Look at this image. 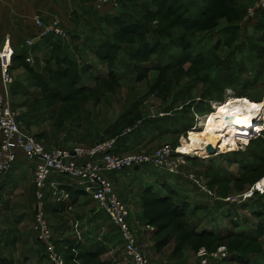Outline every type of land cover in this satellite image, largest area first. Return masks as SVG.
<instances>
[{"label":"rangeland","instance_id":"obj_1","mask_svg":"<svg viewBox=\"0 0 264 264\" xmlns=\"http://www.w3.org/2000/svg\"><path fill=\"white\" fill-rule=\"evenodd\" d=\"M58 1L65 18L53 13L44 23L67 36L45 38L41 48L26 42L12 59L21 129L49 150L115 141L116 154L153 155L170 146L174 173L141 166L107 175L150 264H264V122L232 135L234 148L219 142L214 155L199 149L204 137L194 143L215 103L231 95L264 102V13L249 16L259 0H83V9ZM30 3L46 19V0ZM119 12L147 31L118 25L115 17L127 19ZM12 24L3 18L0 33ZM152 123L166 131L152 132ZM28 174L2 183L0 264H59L33 233ZM87 206L46 212L62 263L132 264L108 216Z\"/></svg>","mask_w":264,"mask_h":264},{"label":"built area","instance_id":"obj_2","mask_svg":"<svg viewBox=\"0 0 264 264\" xmlns=\"http://www.w3.org/2000/svg\"><path fill=\"white\" fill-rule=\"evenodd\" d=\"M93 3H106L114 0H89ZM264 11V0L249 12L255 19ZM37 30L35 38L28 39L29 46L35 40L49 37L64 38L67 33L57 25H45L40 16L34 18ZM34 39V40H33ZM14 46L8 37L0 48V183L16 164L19 152L34 162L35 215L33 233L36 239L46 245L50 258L62 263L53 242L50 224L46 218V193L53 187L57 202L70 198L68 192L60 190V182L52 181L54 175L66 178L70 186L81 190L105 213L118 230L123 242L124 252L132 264H150L148 257L139 248L130 225V212L114 190L107 174H122L141 166H151L156 170L174 173L171 158L174 156L170 146H164L153 155L116 154L115 141L96 145L92 148L73 147L47 149L34 136L24 132L13 110L10 87L13 77L10 72Z\"/></svg>","mask_w":264,"mask_h":264},{"label":"crops","instance_id":"obj_3","mask_svg":"<svg viewBox=\"0 0 264 264\" xmlns=\"http://www.w3.org/2000/svg\"><path fill=\"white\" fill-rule=\"evenodd\" d=\"M85 3L89 4L92 2L89 1V3L88 2H85ZM31 5L32 4L30 3V0H0V21L3 18L8 17V19L13 22L12 26L15 27V29L13 31H10V33H0V39H3L5 37H10L12 40V44L14 46L15 52L20 51V49L23 48V45L26 44V41L28 39H31L32 37H34L37 34V30L35 28L34 20H33L37 14H33V12H32L33 9L31 8ZM78 5H79V7H81V9H83V7L85 8V6H86V4L84 6L83 0H78ZM69 8H70V6H69ZM66 9H67V7H65L58 0H46V19L43 16H41V18H42V20H44V22L45 21L47 22V21H49V19L54 17L52 15L53 13L60 15L61 17L60 16L59 17L61 19L65 18L64 16L66 15V12H65ZM104 13L109 14L111 12L108 11L106 8V9H104ZM119 13L121 14V12H119ZM107 14H103V15L105 16ZM19 23H20V25H22V31H18V29L16 28V24H19ZM22 38H26V39H24V41H21ZM46 40H48V39H46ZM44 43H45L44 40H36V44H37L38 48H41ZM28 173L31 175V178L33 180L34 162L29 161L22 152H19V156H18V160H17L16 164L14 165L12 170L5 177V180L7 179L5 186L8 184H11L13 182L20 181L21 179L25 178V175ZM29 174H28V176L30 177ZM109 175H111V174H109ZM29 177H28V179H29ZM52 181L60 182V184H62V185H59L60 190L68 192L70 197H71L72 191L70 193L67 190L69 187L74 188L75 191L78 190L75 187L70 186V182L66 178L60 177V179H56L53 177ZM32 189H33L32 197H34V187ZM53 194H54L53 187L50 186L47 193H46V196H47L46 212L52 211V212L58 213L60 210L66 209L65 207H68L71 205L72 206L73 205L74 206H81V205L83 206V204L85 205V203H88L89 206H87V208L95 205L93 203V200H92V203L89 202L91 200V198L84 193L80 194L78 196L73 193L72 198H69L68 200H64L62 202H57L55 200V197ZM33 201H34V198H33ZM78 223L80 225V222H78ZM62 228L67 229V228H70V226L67 224V225L63 226Z\"/></svg>","mask_w":264,"mask_h":264},{"label":"bare ground","instance_id":"obj_4","mask_svg":"<svg viewBox=\"0 0 264 264\" xmlns=\"http://www.w3.org/2000/svg\"><path fill=\"white\" fill-rule=\"evenodd\" d=\"M213 111L216 113L200 118L203 131L197 133L198 135H191L197 136L194 140L195 144L200 143L201 137L205 138L206 144L199 145V149L205 153H207L205 146L208 144L216 146L221 141L228 147L234 148L232 135L237 132L248 135L264 122V102L250 101L245 96L231 95L226 101L215 103ZM228 136L231 138H227Z\"/></svg>","mask_w":264,"mask_h":264},{"label":"trees","instance_id":"obj_5","mask_svg":"<svg viewBox=\"0 0 264 264\" xmlns=\"http://www.w3.org/2000/svg\"><path fill=\"white\" fill-rule=\"evenodd\" d=\"M165 3V0H162L161 1V4L163 5ZM264 13V11H262V12H260L259 13V17H260V15L261 14H263ZM119 16H124L125 18H127V19H125L126 20V22L124 21L123 22V18H121V17H115L114 18V20L116 21V23L118 24V25H120L121 27H124L125 29H127V28H130V27H135V28H138V29H140V32L139 33H145L146 31H147V28H145L144 30H143V28L145 27V25L144 24H142V23H140L139 21L140 20H137V19H133V17L132 16H130V15H128V14H126V13H124V12H121V14L119 15ZM234 30H236V27L235 28H233ZM142 30H143V32H142ZM46 41V40H45ZM14 53H15V51H14ZM19 51H17L16 52V54L14 55V59L15 60H19V58L21 57V56H19ZM19 57V58H18ZM200 62V61H199ZM200 63H202V62H200ZM81 87H83V86H81ZM83 89V88H82ZM167 117V116H166ZM159 123V122H158ZM161 124V123H160ZM192 126H186V127H184L185 129H187V128H191ZM150 130L153 132H159V133H161V132H165L166 131V129H164L163 127H161L160 125H158L157 123H152V126H150ZM131 133V132H130ZM128 135H130V134H128V133H126L124 136H123V138L125 137V136H128ZM6 177V176H5ZM5 179V178H4ZM3 182V181H2ZM2 182L0 183V192H2V188H3V184H2ZM70 193H71V191H72V194H71V197L70 198H72V196H73V193L74 194H76L77 196L78 195H80V194H83L84 192H82V191H75L74 190V188H71V187H69L68 189H67ZM163 201V200H162ZM46 202H47V196H46ZM93 255V254H92ZM1 264H6V262L4 261V260H2L1 261Z\"/></svg>","mask_w":264,"mask_h":264},{"label":"water","instance_id":"obj_6","mask_svg":"<svg viewBox=\"0 0 264 264\" xmlns=\"http://www.w3.org/2000/svg\"><path fill=\"white\" fill-rule=\"evenodd\" d=\"M205 151L207 152V155H214L216 154L217 149L213 144H208L205 148Z\"/></svg>","mask_w":264,"mask_h":264}]
</instances>
